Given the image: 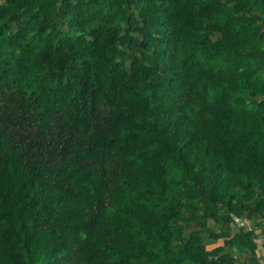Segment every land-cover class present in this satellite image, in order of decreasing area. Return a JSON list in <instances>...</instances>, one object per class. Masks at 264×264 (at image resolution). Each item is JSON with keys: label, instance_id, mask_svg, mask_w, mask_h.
<instances>
[{"label": "trees", "instance_id": "trees-1", "mask_svg": "<svg viewBox=\"0 0 264 264\" xmlns=\"http://www.w3.org/2000/svg\"><path fill=\"white\" fill-rule=\"evenodd\" d=\"M233 218L264 224V0H0V264H262Z\"/></svg>", "mask_w": 264, "mask_h": 264}, {"label": "rangeland", "instance_id": "rangeland-1", "mask_svg": "<svg viewBox=\"0 0 264 264\" xmlns=\"http://www.w3.org/2000/svg\"><path fill=\"white\" fill-rule=\"evenodd\" d=\"M215 224H214L213 221L210 220V222H209L210 226H212L214 228L219 226V225L217 226ZM232 225L233 226H232L231 231H230L232 234H234L239 229V227H241V226H244L247 229L255 227L253 241L255 242V244L257 246L258 257L263 260L260 263L264 264V252H263V248H264V232L262 231V228H263L264 224L260 225V223H258V219L257 218H255L253 220L233 218ZM220 244H222V240L221 239L217 241V245H220ZM209 247H211V246H208V248ZM234 254H235V256H239L241 254V250H239V245H237L235 247ZM242 256H248V253L247 252L242 253Z\"/></svg>", "mask_w": 264, "mask_h": 264}, {"label": "built area", "instance_id": "built-area-1", "mask_svg": "<svg viewBox=\"0 0 264 264\" xmlns=\"http://www.w3.org/2000/svg\"><path fill=\"white\" fill-rule=\"evenodd\" d=\"M263 252H264V248H263Z\"/></svg>", "mask_w": 264, "mask_h": 264}, {"label": "crops", "instance_id": "crops-1", "mask_svg": "<svg viewBox=\"0 0 264 264\" xmlns=\"http://www.w3.org/2000/svg\"><path fill=\"white\" fill-rule=\"evenodd\" d=\"M261 261H263V260L261 259Z\"/></svg>", "mask_w": 264, "mask_h": 264}]
</instances>
